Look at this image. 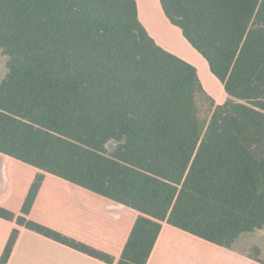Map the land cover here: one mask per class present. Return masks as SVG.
<instances>
[{
    "label": "trees",
    "instance_id": "16d2710c",
    "mask_svg": "<svg viewBox=\"0 0 264 264\" xmlns=\"http://www.w3.org/2000/svg\"><path fill=\"white\" fill-rule=\"evenodd\" d=\"M159 2L228 96L205 123L197 69L155 43L136 0H0V153L137 211L115 264H146L163 222L226 249L264 229V0ZM42 180L0 218L113 264L28 218Z\"/></svg>",
    "mask_w": 264,
    "mask_h": 264
},
{
    "label": "crops",
    "instance_id": "0c3cea01",
    "mask_svg": "<svg viewBox=\"0 0 264 264\" xmlns=\"http://www.w3.org/2000/svg\"><path fill=\"white\" fill-rule=\"evenodd\" d=\"M136 3L138 19L155 43L194 66L204 92L216 105L223 104L228 98L223 85L181 30L170 23L159 0H136ZM7 60L0 49V82L8 72ZM37 173L43 174V180L28 218L111 256L115 264L140 214L3 153H0V208L18 216ZM14 229L18 235L7 264H108L2 218L0 257ZM244 235L239 236L234 246ZM234 246L218 247L163 222L146 264H255Z\"/></svg>",
    "mask_w": 264,
    "mask_h": 264
},
{
    "label": "rangeland",
    "instance_id": "374dc122",
    "mask_svg": "<svg viewBox=\"0 0 264 264\" xmlns=\"http://www.w3.org/2000/svg\"><path fill=\"white\" fill-rule=\"evenodd\" d=\"M213 103L216 105L213 99L206 92L204 95L197 97L198 118L200 122L205 123L207 121L213 109ZM111 145L113 144L111 143ZM255 248L260 249V259L264 263V230L255 231L251 234H245L234 246L235 250L249 256L254 254Z\"/></svg>",
    "mask_w": 264,
    "mask_h": 264
}]
</instances>
